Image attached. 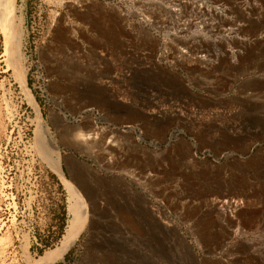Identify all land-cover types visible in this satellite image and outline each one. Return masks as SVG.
<instances>
[{
	"label": "rangeland",
	"instance_id": "374dc122",
	"mask_svg": "<svg viewBox=\"0 0 264 264\" xmlns=\"http://www.w3.org/2000/svg\"><path fill=\"white\" fill-rule=\"evenodd\" d=\"M13 19L0 264L63 245L51 139L90 217L50 264H264V0H16Z\"/></svg>",
	"mask_w": 264,
	"mask_h": 264
},
{
	"label": "bare ground",
	"instance_id": "6f19581e",
	"mask_svg": "<svg viewBox=\"0 0 264 264\" xmlns=\"http://www.w3.org/2000/svg\"><path fill=\"white\" fill-rule=\"evenodd\" d=\"M15 4H16V0H0V25H1L4 33H5V36H6L7 53L10 56H12L14 59H16V61L21 62L22 58H23L22 47H23L24 37H23V32H22L21 26L16 24L14 19H13ZM235 57L236 56H234V58ZM23 71H24L23 74H25L26 70H23ZM218 71H219V69H218ZM45 132H46V134L47 133L49 134L50 133L49 128H45ZM94 132H95L94 137L96 139L99 136V132L97 130H94ZM92 135H93V133H92ZM87 136H89V134H87ZM94 137H92V138H94ZM90 142L91 141L89 140V144H87V145H90L93 147V144L95 142H93V144ZM115 142H116L115 144L118 147V144H117L118 142L117 141H115ZM46 143H45L46 149L52 155L53 167L61 174V176L63 177V180L65 181V184H66V186L70 192L69 210H70V214H71V221H70V225H69L68 230H67V234L65 235V240L63 242V245L56 250H53L51 252H47L44 256H42L40 258V260L37 262V264H50V263H53L54 261H56L60 258H63V256L66 254V252L70 249V247L78 239L80 233L82 232V230L87 225V223L89 221V217H90L88 205L85 202V200L83 199V197L81 196L80 192L75 188L74 184L72 182L68 181L63 175V171L61 168L60 149H59V146L57 144V141L55 139H51V142H46ZM114 147H116V146H114ZM108 150H110V149H108ZM106 152H107V150H106ZM114 154H115V156L117 155L116 153H114ZM112 155L109 154L110 157ZM112 157L114 158V155ZM238 205H239V203L236 200L232 203L233 208L234 207L237 208ZM219 212L224 217H228V215H229V214H226V209L220 208Z\"/></svg>",
	"mask_w": 264,
	"mask_h": 264
},
{
	"label": "trees",
	"instance_id": "16d2710c",
	"mask_svg": "<svg viewBox=\"0 0 264 264\" xmlns=\"http://www.w3.org/2000/svg\"><path fill=\"white\" fill-rule=\"evenodd\" d=\"M60 188H62V186H60ZM41 253H42V251H41Z\"/></svg>",
	"mask_w": 264,
	"mask_h": 264
}]
</instances>
